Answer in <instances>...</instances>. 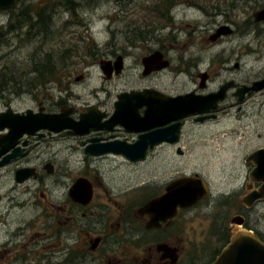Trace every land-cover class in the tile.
<instances>
[{
  "label": "flooded vegetation",
  "instance_id": "1",
  "mask_svg": "<svg viewBox=\"0 0 264 264\" xmlns=\"http://www.w3.org/2000/svg\"><path fill=\"white\" fill-rule=\"evenodd\" d=\"M23 1L16 2L10 11H0L1 15H7V22L16 19L24 22L27 31L23 40L39 35L47 43L55 39L52 35L60 33L67 39L75 37L73 32H65L72 27L71 20L79 8L73 0L67 4L57 0L55 4H43L35 9L30 4L22 5ZM106 1L120 9L127 3V0ZM241 2L249 7L256 0ZM151 7L150 11L158 10V6ZM159 7L168 10L167 20L158 27L162 33L166 30L161 36L139 32L136 38H126L122 46L112 40L104 53H88V58L84 57L93 62L82 64L83 70L75 77L74 86L86 83L94 70L101 73L105 83L90 96L83 98L72 93L69 77L77 72L74 65L78 67V64L64 66L63 58L59 57L33 71L34 79L26 85L22 96L16 91L11 93L10 89L6 100L3 90L0 91V264H32V260L35 264H48L52 259L56 264H213L235 237V188L213 196L204 176L190 170L193 150L187 138L196 135L206 140L221 121L229 116L235 118V107L237 113L249 104L264 107V100H256L264 99V89L249 91L264 80V73L244 81L235 76L240 70L239 64H235V54L263 55L260 28L264 21L256 23L254 15L264 8V0L252 17L243 22H235V0H163ZM191 12L199 13L201 19L183 23L179 15ZM240 27H248L253 35L247 44L235 46L232 40L239 36ZM10 29L17 27L10 25ZM221 29L230 33L217 36ZM48 57L45 54L43 60ZM261 60L262 57L256 59ZM53 74L68 75L67 82L62 85L64 80L61 83ZM52 82L58 87L56 98L46 94L47 85ZM187 96L201 98L213 109L195 115H187L182 108L174 109L171 100ZM25 97L30 99V106L22 109L13 106ZM61 115L73 123L86 121L80 127L83 135L74 131L36 130L38 126L27 128L24 123ZM153 135L157 136L155 143ZM65 141L72 144L66 145ZM138 144L140 149L133 148ZM73 145L74 150L80 147L92 168L121 163L125 169L134 168L141 174L144 169L148 172L150 166L147 175L151 179L138 187H123L122 194L105 197L97 190L103 186L96 187L88 174L75 178L65 199L78 212H69L65 221L71 227H80V234L52 233L51 228L67 223L61 216L63 212H58L56 225H48L47 205L57 204L64 197L47 200L42 190L54 178V184H61L57 187L63 186L64 162L58 155L65 147L72 150ZM123 146L144 154L145 159L129 162L119 153ZM196 155L208 157L209 149ZM150 160L152 164L148 165ZM247 165L251 170L243 184L246 195L239 201L241 214L236 215L244 222V210L250 211L264 202H257L251 208L243 204L261 186L250 181L254 166ZM192 177L202 180L207 189L202 200L192 207L175 208L174 196L163 199L170 186ZM80 179L86 180L92 190L90 202L85 206L74 203L69 195ZM38 203H46V207L42 211L43 221H39V240L33 247L39 233L34 238L31 236L35 226L26 214H30L32 204ZM152 203V211L145 210ZM52 208L60 210L57 206ZM97 209L104 212L98 214ZM74 216L79 219L72 222ZM93 216L97 217L93 219ZM52 239L55 244L46 251Z\"/></svg>",
  "mask_w": 264,
  "mask_h": 264
},
{
  "label": "rangeland",
  "instance_id": "2",
  "mask_svg": "<svg viewBox=\"0 0 264 264\" xmlns=\"http://www.w3.org/2000/svg\"><path fill=\"white\" fill-rule=\"evenodd\" d=\"M56 1L24 0L22 5L30 4L35 9V7L43 4H55ZM63 1L64 4L68 2V0ZM73 1L79 8H77L75 18L71 20L72 27L65 30V32H73V36H75L73 39H67L60 33L59 35H52L51 38L55 39L47 43L41 41L39 35L36 37L30 35L27 40H23L25 31H27L24 28V22L22 20L16 21L17 19L7 22V15L0 14V91L3 90L2 96L6 100L9 99L8 90L10 89L11 93L16 91L17 94L22 96L25 93L26 85L34 79L33 71L39 70L43 64L55 61V58L58 57L63 58L62 63L64 66L71 67L73 64H78V67L74 65L77 68V72L70 73L69 82L73 83L71 90L75 96L88 97L90 94H93L94 90L99 91L105 85L101 73L98 70H94L86 83L82 86H74L75 77H78L80 71L83 70L82 64L93 62L84 60V57L88 58V53L95 55L97 53H104L105 46L109 42H112V40L118 43V46H122L126 38H136L139 32L152 33L151 36L155 37L161 36L166 32L165 30L162 33L158 28L164 25L168 16V10L159 7L163 0H127V3L124 2L122 9L106 0ZM260 3L261 0H256V2H250L248 7L242 4L241 0H235V22H243L252 17L254 10ZM151 6H158V10L156 12L150 11ZM172 15L174 16L173 13ZM179 18L183 23L191 24V22L200 18V14L191 12L183 16L179 15ZM10 25L16 26L17 30H9ZM19 28H21V31L18 30ZM260 29L262 32L261 42L264 44V26ZM36 30L35 33L38 32ZM238 30L240 31L239 36L235 37V40H232L235 46L239 44L243 46L251 41L253 34L250 33L248 27H240ZM14 31L17 32V35ZM204 35L203 33L201 36ZM16 36L18 37L17 39L15 38ZM253 46L255 47V45ZM261 53L263 54L262 56L256 54H251L250 56L240 53L235 54V64L238 63L240 66V70L235 72V76L244 81L263 74L264 50ZM45 54L49 57L43 60ZM257 57H262V60L256 61ZM67 76L61 77L58 75L57 77L53 74V78H56L61 83L64 80L62 85L67 82ZM52 83L47 85L48 91H46V94H48V97L56 98L59 95L57 93L59 91H56L58 87L55 88V82ZM51 87L53 89H50ZM256 100L264 99L258 98ZM30 105V99L25 97L22 102L13 106L22 109ZM228 118L221 121L218 127L213 128L206 140L192 135L187 138L189 140L187 143L189 144V148L193 150L190 159V170L192 173L197 172L204 176L213 196H217L219 193H228L232 188H235V217H237L236 215L241 214L240 211L242 210L239 201L246 195L243 184L251 170V167L246 164L245 160L256 150L264 148V107L255 108L249 104L242 109L241 113H237L235 107V118L233 116H229ZM65 144L72 143L71 141H65ZM68 148L65 147L64 151L58 155V158L64 162V164L62 163L65 177L63 186L57 187L61 184H54V178L48 180L47 188L42 190L47 200L49 197H64V200H59L57 204L47 205L46 220L48 225L52 223V227L56 225L58 212H63L61 216H63L64 223H67L65 220L69 212H78L75 208L72 209V206L65 198L72 181L83 174H88V177L94 179L96 187L103 186L97 190L101 196L104 195L105 197L115 193L122 194L123 187H138L143 183H148L151 179V175H147L151 170L150 166L148 172H145L144 169L141 174L134 171V168L128 167V169H125L121 163L99 164L97 166L94 165L92 168L89 166L90 161L83 158L79 149L80 147H77L75 150L74 145L72 150H68ZM205 149H209L210 155L208 157L196 155ZM82 161L87 165L81 171V167L83 166ZM150 164H152L151 160L148 165ZM234 176L235 179L233 178ZM45 204H32L30 214H26L28 218L32 219V223L35 226L31 234L33 238L35 234L40 232L39 221H43L42 211L46 207ZM52 206H57V209L60 210H55ZM244 211V226L239 227L235 225V232L250 231L264 239V202L250 211ZM93 212L91 211V213ZM95 212L102 214L104 210L97 209ZM78 216H74L72 222L78 220ZM96 217L93 216V219ZM51 231L52 233H73V235H76L80 231V227H71L70 223H67L66 226L51 228ZM39 235L40 233L34 238L33 247L39 240ZM63 238L68 239L66 237ZM54 244V240L50 242L46 251H49L51 249L50 246ZM31 263L35 264V261L32 260ZM48 264H56L55 259L49 260Z\"/></svg>",
  "mask_w": 264,
  "mask_h": 264
},
{
  "label": "water",
  "instance_id": "3",
  "mask_svg": "<svg viewBox=\"0 0 264 264\" xmlns=\"http://www.w3.org/2000/svg\"><path fill=\"white\" fill-rule=\"evenodd\" d=\"M19 0H0V11H10L13 9L14 4ZM254 21H264V8L254 15ZM223 30H226L225 28ZM220 35H228L230 32L218 31ZM103 75L105 76L104 66L100 67ZM264 89V80L253 85L249 89L251 92H258ZM120 99H123L121 97ZM174 109L186 110L187 115L202 114L212 110L208 104L201 98H195L193 96H187L171 100ZM214 103V102H213ZM210 104V103H209ZM181 109V110H182ZM33 118V117H32ZM204 120H201L203 122ZM32 122V125L29 123ZM86 121L81 120L80 123H73L71 120H67L65 116H44L40 119L26 120V127L38 126L36 130H48L50 132L58 133L61 131H74L76 135H83L81 128H83ZM88 125V124H87ZM10 127V126H8ZM81 127V128H80ZM27 132L28 129L26 130ZM151 138L157 141V136L153 135ZM152 140V139H151ZM140 145H136L133 148H139ZM131 147H121L120 155L129 162H138L145 159L144 154H139ZM141 153V152H140ZM87 155H90L86 151ZM252 163L254 169L250 173V181L255 184H260V188L254 191L251 195L247 196L243 201V204L247 208L253 207L257 202L264 200V149L253 152L246 158V164ZM186 188V189H185ZM207 189L200 179L185 178L180 179L166 191V196L163 199H167L169 196H174L176 199L175 208L180 206L182 208H188L194 206L205 196ZM74 203L80 205H88L92 197V190L86 180L80 179L76 182L69 193ZM153 203L146 206L145 210L152 211ZM235 225L239 227L244 226V219L242 217H235ZM213 264H264V243L250 231H237L235 237L231 240V243L222 252L220 257Z\"/></svg>",
  "mask_w": 264,
  "mask_h": 264
},
{
  "label": "trees",
  "instance_id": "4",
  "mask_svg": "<svg viewBox=\"0 0 264 264\" xmlns=\"http://www.w3.org/2000/svg\"><path fill=\"white\" fill-rule=\"evenodd\" d=\"M257 236H258V235H257ZM258 238L261 240V242L264 243V239H263V238H261L260 236H258Z\"/></svg>",
  "mask_w": 264,
  "mask_h": 264
},
{
  "label": "bare ground",
  "instance_id": "5",
  "mask_svg": "<svg viewBox=\"0 0 264 264\" xmlns=\"http://www.w3.org/2000/svg\"><path fill=\"white\" fill-rule=\"evenodd\" d=\"M124 169V168H123Z\"/></svg>",
  "mask_w": 264,
  "mask_h": 264
}]
</instances>
